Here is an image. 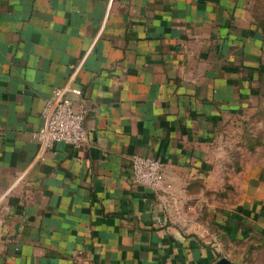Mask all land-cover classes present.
Returning a JSON list of instances; mask_svg holds the SVG:
<instances>
[{"label": "crops", "instance_id": "obj_1", "mask_svg": "<svg viewBox=\"0 0 264 264\" xmlns=\"http://www.w3.org/2000/svg\"><path fill=\"white\" fill-rule=\"evenodd\" d=\"M252 1L0 0V264H242L218 254L233 212L209 204L257 104ZM64 86L87 139L48 149L32 135ZM136 155L162 191L133 183Z\"/></svg>", "mask_w": 264, "mask_h": 264}, {"label": "rangeland", "instance_id": "obj_2", "mask_svg": "<svg viewBox=\"0 0 264 264\" xmlns=\"http://www.w3.org/2000/svg\"><path fill=\"white\" fill-rule=\"evenodd\" d=\"M252 12L253 16L264 19V0H253ZM253 103L255 104V102ZM256 103L250 109L246 124L241 127L240 135H245V137L240 142V147L237 149L238 153L235 152L228 156V160L232 165L231 169L228 174L227 171L224 173L216 171L215 178L224 180V186L216 189L213 198L214 203L209 204V209L214 210L215 213L226 209L233 212L230 219L226 221L229 225L227 234L229 233L230 237L227 236L226 239L222 240L215 233L216 240L221 245L218 254L234 258L242 264H264V175L259 185L250 182V177L255 179V171L263 169L262 172H264V94L256 99ZM231 133L233 134L234 130ZM236 135H239L237 129ZM234 144L233 141L230 142L231 152L235 148ZM225 159L227 160V155ZM239 165L244 170L241 171V174ZM244 179L249 182L246 183ZM223 193L225 194L223 195ZM251 202H255L256 206H253L255 204H251ZM252 206L257 207L256 214L262 219L249 220L251 225L248 224L250 225L248 228L251 230L245 232L247 226L244 227L242 223L239 225L240 220L235 218L238 217V213L250 217L255 213V211L252 212ZM203 207L205 208L206 205L203 204ZM206 209L208 207L204 211H199L200 218L202 219V216H204V219H200L199 223H203L204 226H206ZM255 223L262 229L263 234H261L260 229L256 230L253 227ZM242 231L245 233H242ZM239 236L241 238L237 239Z\"/></svg>", "mask_w": 264, "mask_h": 264}, {"label": "built area", "instance_id": "obj_3", "mask_svg": "<svg viewBox=\"0 0 264 264\" xmlns=\"http://www.w3.org/2000/svg\"><path fill=\"white\" fill-rule=\"evenodd\" d=\"M73 72L77 67H72ZM79 87L64 86L51 91L40 111V127L32 137L45 148L55 143L78 148L87 139L83 128V111L74 112L71 97L81 96ZM131 177L134 184L147 187L153 191L164 189L162 164L152 158L133 156L131 160Z\"/></svg>", "mask_w": 264, "mask_h": 264}, {"label": "trees", "instance_id": "obj_4", "mask_svg": "<svg viewBox=\"0 0 264 264\" xmlns=\"http://www.w3.org/2000/svg\"><path fill=\"white\" fill-rule=\"evenodd\" d=\"M254 19L256 20V22L258 23V25L264 32V19L257 18V16L255 15H254ZM256 84H257V87L253 92H254V95L257 96L258 98L261 96V94H264L263 93L264 92V70L259 74Z\"/></svg>", "mask_w": 264, "mask_h": 264}, {"label": "water", "instance_id": "obj_5", "mask_svg": "<svg viewBox=\"0 0 264 264\" xmlns=\"http://www.w3.org/2000/svg\"><path fill=\"white\" fill-rule=\"evenodd\" d=\"M213 264H236L233 263L232 261H230L229 259L225 258V257H221L220 259H218L215 263Z\"/></svg>", "mask_w": 264, "mask_h": 264}]
</instances>
